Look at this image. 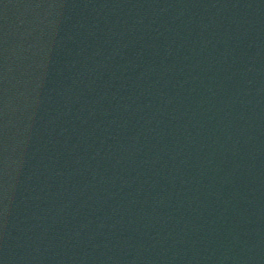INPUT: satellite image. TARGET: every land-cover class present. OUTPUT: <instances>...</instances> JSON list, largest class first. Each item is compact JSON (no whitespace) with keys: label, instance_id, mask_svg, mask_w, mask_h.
I'll list each match as a JSON object with an SVG mask.
<instances>
[{"label":"water","instance_id":"obj_1","mask_svg":"<svg viewBox=\"0 0 264 264\" xmlns=\"http://www.w3.org/2000/svg\"><path fill=\"white\" fill-rule=\"evenodd\" d=\"M0 264H264V0H0Z\"/></svg>","mask_w":264,"mask_h":264}]
</instances>
